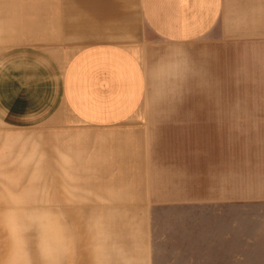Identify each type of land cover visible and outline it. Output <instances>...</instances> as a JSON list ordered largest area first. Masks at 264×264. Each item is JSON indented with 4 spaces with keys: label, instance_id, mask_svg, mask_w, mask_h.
<instances>
[{
    "label": "crops",
    "instance_id": "crops-1",
    "mask_svg": "<svg viewBox=\"0 0 264 264\" xmlns=\"http://www.w3.org/2000/svg\"><path fill=\"white\" fill-rule=\"evenodd\" d=\"M0 123L61 182L0 264H264V0H0Z\"/></svg>",
    "mask_w": 264,
    "mask_h": 264
},
{
    "label": "rangeland",
    "instance_id": "rangeland-1",
    "mask_svg": "<svg viewBox=\"0 0 264 264\" xmlns=\"http://www.w3.org/2000/svg\"><path fill=\"white\" fill-rule=\"evenodd\" d=\"M204 80L203 57H198L195 79L191 75L186 82L166 85L165 107L204 108ZM178 93L191 99L167 100ZM20 129L0 123V263L25 253L40 258L46 222L61 220L60 212L47 211L61 182L52 180V167L46 166L44 133Z\"/></svg>",
    "mask_w": 264,
    "mask_h": 264
}]
</instances>
